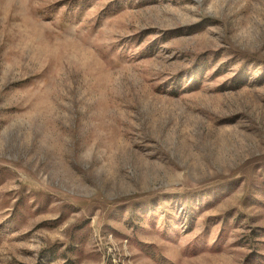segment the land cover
I'll use <instances>...</instances> for the list:
<instances>
[{"label":"rangeland","instance_id":"rangeland-1","mask_svg":"<svg viewBox=\"0 0 264 264\" xmlns=\"http://www.w3.org/2000/svg\"><path fill=\"white\" fill-rule=\"evenodd\" d=\"M0 264H264V0H0Z\"/></svg>","mask_w":264,"mask_h":264}]
</instances>
